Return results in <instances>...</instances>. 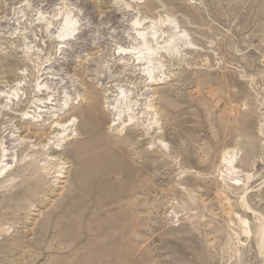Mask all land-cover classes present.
I'll list each match as a JSON object with an SVG mask.
<instances>
[{
  "label": "rangeland",
  "instance_id": "374dc122",
  "mask_svg": "<svg viewBox=\"0 0 264 264\" xmlns=\"http://www.w3.org/2000/svg\"><path fill=\"white\" fill-rule=\"evenodd\" d=\"M0 264H264V0H0Z\"/></svg>",
  "mask_w": 264,
  "mask_h": 264
},
{
  "label": "bare ground",
  "instance_id": "6f19581e",
  "mask_svg": "<svg viewBox=\"0 0 264 264\" xmlns=\"http://www.w3.org/2000/svg\"><path fill=\"white\" fill-rule=\"evenodd\" d=\"M127 6L129 8L128 10L133 9L131 4H127ZM71 18H69L68 16L65 17L64 25H63L64 26L63 31L59 34L58 41L66 42L67 40L71 39L72 33L77 30L78 27L76 26L75 19L74 18L71 19ZM162 20H164V19H162ZM157 23H158V21H155L153 19H149V17L145 18L144 20H141V18L132 19V21L130 23V30H131V34L133 35L132 41H131V43L133 45L128 46V47L119 45L116 47L117 53L122 54V55L125 54L128 56H131L132 59L134 60V62L136 64H138V66L140 67L141 70H143V68H144V70H147L148 74L151 75V77L150 76L149 77L152 78V80H153V76H152V70H151V62L155 58H157L156 56L158 54H160L161 56H165L167 58L172 59L171 57L176 56V53H178L179 45H181V43L184 42L182 44L186 46V43H187V42H185L186 40L183 41V39H182V37H183L182 33L184 32L182 26L177 25V23H175L174 20L167 18L164 20L163 24L161 23L162 25H160V26ZM153 24H156V25H153ZM145 45L147 47H145ZM191 46H192V44H191ZM158 59L159 58H157V60ZM179 60H181V59L179 58ZM155 62H157V61H154V63ZM165 65L166 64L164 63V66ZM154 81H155V79H154ZM117 92H118L117 93L118 95L116 94L117 95L116 101L119 100L121 94L128 96L129 95L128 93L130 91L128 92L126 89H123L120 87ZM104 94H105L104 95L105 102L109 103L108 107L110 108L111 102H110V99L108 98V94L107 93H104ZM44 101H45L44 102L45 105L39 104V107H44V106L46 107L48 105L49 101H47V100H44ZM129 102H130V100H129ZM114 106H116V104H114ZM119 114H121V113H119ZM120 118H121V116H120ZM62 120H61V118H58L53 123L57 124L60 127H64L65 129L63 131L68 132V129H69L70 131L67 134V136H70V134L73 133L72 132L73 128L75 130V135H79L81 133L80 132L81 129L78 126V122H79L78 118L74 117V118L70 119L69 122H66V123H63ZM115 121H116V119H115ZM58 129H60V128H58ZM113 148H115V147H113ZM107 248H109V247H107ZM108 257H109V254H108ZM110 258H112V257H110Z\"/></svg>",
  "mask_w": 264,
  "mask_h": 264
}]
</instances>
